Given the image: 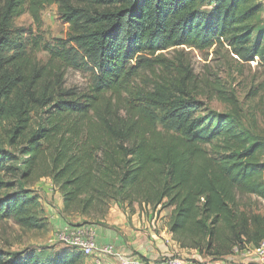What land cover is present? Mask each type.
Returning <instances> with one entry per match:
<instances>
[{"label": "trees", "instance_id": "trees-1", "mask_svg": "<svg viewBox=\"0 0 264 264\" xmlns=\"http://www.w3.org/2000/svg\"><path fill=\"white\" fill-rule=\"evenodd\" d=\"M51 4L69 32L57 46L42 45L49 52L42 62L33 52L40 43L28 52L13 24L25 11L39 24ZM66 43L93 64L86 91L64 84L62 70L72 63ZM224 43L242 61L264 65L261 0H0V121L10 119L8 142L25 156L7 167L19 172L18 188L0 197V220L14 214L33 223L23 216L31 203L23 180L48 177L64 217L100 224L114 204L129 212L170 208L171 239L201 259L257 246L264 215L241 200L264 202V127L243 125L228 97V118L197 117L195 75L182 60L150 92L130 87L145 54L158 60L171 47ZM73 248L18 251L0 264H84L88 255Z\"/></svg>", "mask_w": 264, "mask_h": 264}, {"label": "rangeland", "instance_id": "rangeland-1", "mask_svg": "<svg viewBox=\"0 0 264 264\" xmlns=\"http://www.w3.org/2000/svg\"><path fill=\"white\" fill-rule=\"evenodd\" d=\"M57 7V4L45 6L40 12L39 24L34 22L28 11L15 18L13 24V30L26 44L28 52L31 48H35L34 41L40 43V47L33 52L42 62L49 58V52L42 45L57 46L59 40L64 41L68 36V24L61 20ZM65 49L72 60V63L65 65L62 70L65 86L76 87L82 91L88 90L96 79L92 62L84 57L78 45L74 43H66ZM144 58L146 62L136 65V72L130 79V87L134 91L141 89L150 92L159 77L174 76L175 69L182 60L185 65L189 64L195 75L197 87L193 88V96L199 102L197 117L214 122L222 117L228 118L230 112H233L232 104L225 98L228 97L237 102V112L243 125L250 128L264 127V65L258 60L242 61L232 47L225 43L204 50L187 46L171 47L163 51L158 60L147 54ZM214 86L218 90H214ZM9 121L10 119L0 121V197L9 196L18 188L19 172L13 174L7 167H19L20 161L25 159V156L19 153L21 146H11L8 142ZM3 157H5L4 161ZM23 185L28 191L27 196L31 199V203L25 206L23 216L31 217L33 223L21 222L14 214L0 220V256L3 260L18 251L28 250L49 255L64 248H73L74 246L68 245L61 239L63 232L75 228L85 231L88 225L96 224L83 223L84 218L75 222L74 218L71 220L62 216L60 191L48 177L23 180ZM241 202L245 205L251 204L247 209L264 215V202L260 199L251 196V198H242ZM116 205L129 221L133 218L134 221L140 222L137 226L140 230L145 226V230L149 233L155 232L163 237L167 234L165 228L170 208H139L135 205L134 212H129L120 204ZM114 206L115 204L111 208ZM144 222L146 224H143ZM73 249L79 251L75 247ZM172 253L186 256L184 253ZM100 262L102 263V260Z\"/></svg>", "mask_w": 264, "mask_h": 264}, {"label": "crops", "instance_id": "crops-1", "mask_svg": "<svg viewBox=\"0 0 264 264\" xmlns=\"http://www.w3.org/2000/svg\"><path fill=\"white\" fill-rule=\"evenodd\" d=\"M115 206L110 208L109 212L103 219V223L88 225L98 247L102 248L106 245H111L118 253L126 257L131 254H139L151 259L159 255L179 252L186 254L193 260L209 261V259L199 258L198 253L195 250L188 252L179 249L168 232H166L167 234L163 237L155 232L149 233L145 230V226L143 227V230H140L139 227H137L140 224L139 221L136 222L133 218L129 221V219L119 210V207L116 204ZM72 218L75 219V222L83 219V217L79 215L70 216L68 219L73 220ZM143 224H146V222ZM232 257L241 262H250L252 260L249 252H243L239 255L228 256L222 261L227 262L228 260H231ZM97 259L102 260V262L104 261V264H119L117 258L110 255L101 256V254L97 253L88 255L85 258V264H96Z\"/></svg>", "mask_w": 264, "mask_h": 264}, {"label": "built area", "instance_id": "built-area-1", "mask_svg": "<svg viewBox=\"0 0 264 264\" xmlns=\"http://www.w3.org/2000/svg\"><path fill=\"white\" fill-rule=\"evenodd\" d=\"M264 5V0H261ZM65 243L70 246H74L79 251H82L85 255L93 253L104 255H110L118 259L119 264H264V240L260 241L257 246L250 249L238 250L236 247L233 249V255H239L243 252H249L252 260L250 262H241L238 259H231L230 262L223 261H199L198 263L192 262L191 258L178 255V254H163L155 258H146L139 254H131L126 257L118 253L113 246L106 245L104 247H98L95 243L92 231L89 229L75 228L68 229L63 232L62 238ZM98 264H104L100 262V259L96 261Z\"/></svg>", "mask_w": 264, "mask_h": 264}]
</instances>
